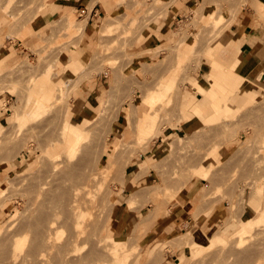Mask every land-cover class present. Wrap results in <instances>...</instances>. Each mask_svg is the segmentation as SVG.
I'll use <instances>...</instances> for the list:
<instances>
[{"label": "rangeland", "instance_id": "1", "mask_svg": "<svg viewBox=\"0 0 264 264\" xmlns=\"http://www.w3.org/2000/svg\"><path fill=\"white\" fill-rule=\"evenodd\" d=\"M262 1L194 0L174 19L180 0H0V58L14 52L0 67V264H264V223L235 234L248 204L264 207V85L239 87L216 120L187 121L184 100L207 80L222 30L248 38L264 29ZM256 67L248 61L241 76ZM173 76L152 110L154 89ZM91 99L96 118L93 107L83 112ZM199 106L209 107L207 96ZM142 112L155 119L143 135ZM74 122L82 131L72 156ZM74 196L88 213L79 236ZM211 212L202 231L223 239L190 254L195 223ZM35 221L45 243L37 250Z\"/></svg>", "mask_w": 264, "mask_h": 264}, {"label": "bare ground", "instance_id": "2", "mask_svg": "<svg viewBox=\"0 0 264 264\" xmlns=\"http://www.w3.org/2000/svg\"><path fill=\"white\" fill-rule=\"evenodd\" d=\"M260 11H262L264 16V1L261 2ZM71 16H72L71 14H68V17L66 15L65 17L69 18L68 20L70 22H68L67 20L66 21L69 24L71 23V25L75 27L74 20L71 22L72 20ZM231 33L234 35H232ZM216 39H217L216 44L212 46L210 50H208V57H209L208 59H209L210 67L207 69V71H205L207 80L204 81V79L197 78L196 79L197 83L195 84L196 85L195 93L192 96L189 93H187V95L185 94L186 99L184 100L189 101L188 103L189 114L186 118L187 121L192 120L194 118H197L196 120L199 123L200 121L216 120L221 117V115L227 108L230 109L227 103L231 99V96H235L239 87L240 89H242L241 87H245L247 84L251 83V79L254 81L259 80L261 81V84L264 85V61L258 64L257 67L252 72L250 71L248 73V74L251 73L250 75H248L249 77L247 76L248 78L241 76L240 71L243 69V66H245L249 57L252 54V52L247 51L243 45L245 43V37L243 34L240 35V32L239 31L237 32V29L236 31H229V29L226 28L220 32V37L219 38L217 37ZM242 45L243 48L241 47ZM237 48L239 53L238 58L234 60L233 63L231 64L229 63L230 64L229 65L228 60L230 56L237 50ZM187 51H189V54L192 53L189 47H187L186 50L182 51V53L185 54ZM1 62L2 61L0 60V64ZM73 64L74 63H71L70 66L66 67L67 71L70 72L71 74L76 73L78 71L77 66ZM174 81H175V77L173 76V77H167L166 79H163L162 81H160V83H158L157 87L154 89V92L151 94V100H152L151 103H155V105H153L152 110L155 109L156 103L161 101L162 98H164L167 95L169 90L172 88ZM201 81L204 82L202 83ZM112 90H113V86L108 91H106V94L104 95L108 96ZM203 96H207L209 100V107L206 109H202L199 106V99H201ZM97 106L99 107V104ZM142 113L143 114H141L142 115L141 119L143 120V123L140 126L141 128L140 130H141V134L143 135L145 131L148 130L150 131L151 126H153L155 119L154 117H151L153 114H150L148 112L147 113L142 112ZM96 115L97 113L92 114L91 118H93V116H95L96 118ZM24 117L25 116L23 115H18V120L20 121ZM84 119L88 120V118L85 116ZM127 119L130 120L131 118L130 119L127 118ZM90 120L91 119H89V121ZM1 125L2 123H0V127ZM81 131L82 130L79 127V123L74 122L71 125V130L68 131V133L66 134L65 142L67 144V148L65 149V151L72 154V156L76 155V152L80 146ZM117 135L119 138H123L125 136L124 129L119 130ZM205 172H207V169ZM73 200L74 202H77V204L75 203L72 206L70 213H72L71 215L75 216L73 219L77 218L76 227L78 229L77 236H79L81 232H84L83 219L85 215L88 213L78 203L77 196H74ZM248 206H249V210L246 214V217L244 218V220H241L242 222L239 221V223L241 222V227L235 231V234L241 236V239H243L244 235L247 232H249L250 229H252V225H254L256 221L260 223H264V207L260 209L259 207L255 206L253 203L248 204ZM253 212H255V214L260 212L259 218L257 220L255 219V221L253 219L254 218L253 216L251 218ZM159 214H160V208L156 209L154 213L150 215L147 222V230L151 229L153 225L156 224ZM38 222L39 221H35V223L37 224L35 228V232H37L39 236L38 242L34 245L35 250L39 249L42 245H45V243L42 241L41 231H40V227L38 226L39 225ZM57 224L58 223L55 220L51 223V225L47 229V240L49 243L54 242L52 241L54 230L59 228L56 227ZM112 234L113 233H111L108 238H115L112 237ZM188 234H189V229L186 232H184L183 236ZM224 235L226 236V233H224ZM219 239L222 240L223 238H221L219 235L217 236L216 231H214L210 236H208L206 232L202 230H197L191 241L186 243L187 245L186 248L188 249L190 254L192 248L194 250L198 248L197 253L199 254L203 248L207 246L212 247L215 244V242ZM20 245H21L20 241L16 240L17 250L21 249ZM75 251L79 252L80 248L77 247ZM118 252L119 249L117 246L114 250V253L116 254ZM185 258H186L185 255L180 256L179 260H181V263L185 261Z\"/></svg>", "mask_w": 264, "mask_h": 264}, {"label": "crops", "instance_id": "3", "mask_svg": "<svg viewBox=\"0 0 264 264\" xmlns=\"http://www.w3.org/2000/svg\"><path fill=\"white\" fill-rule=\"evenodd\" d=\"M182 1V7L179 8L176 13L175 16L173 17L174 19L178 16H181L183 13H185L187 11V9H189L191 7V3L194 0H180ZM104 7L102 2H98L96 3V5L94 6V9L92 11V15L91 18L89 20V24L91 25L92 22L94 21V18L98 16V12L100 10H102ZM87 10V7H86ZM245 29V28H244ZM30 30V29H29ZM245 32L247 30H244ZM245 37V43H244V47L246 48L247 51L252 52L251 56L249 57L248 61L249 63H254L255 66L260 64L261 60H260V49L262 48V44H264V29H255V28H250L249 33H248V38L244 35ZM243 48V47H242ZM241 48V49H242ZM240 49V50H241ZM14 52H10L8 55L3 56L2 58H0V60L2 61L0 64V67H2L4 65V63L8 60L9 57H11L13 55ZM247 61V63H248ZM97 99H91L85 106V110L83 112H88L90 111V107H93L95 110L91 111L93 114L97 111V109L99 107H97V104L95 103ZM91 101H93L94 103L91 104ZM88 114V113H87ZM212 214L213 212H211L207 217H205L203 220H201L198 223L193 222L192 224H196L197 227L195 229V231L197 230H204V226L208 224H210L211 219H212ZM181 216V212L179 213V217ZM178 217V218H179ZM179 221H183L185 219H178Z\"/></svg>", "mask_w": 264, "mask_h": 264}]
</instances>
